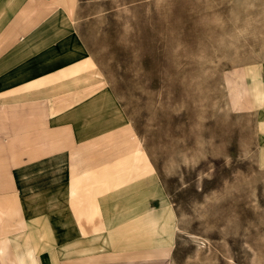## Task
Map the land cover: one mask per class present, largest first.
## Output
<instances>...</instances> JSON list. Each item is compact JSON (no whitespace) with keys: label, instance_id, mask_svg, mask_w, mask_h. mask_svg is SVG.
I'll return each mask as SVG.
<instances>
[{"label":"crops","instance_id":"0c3cea01","mask_svg":"<svg viewBox=\"0 0 264 264\" xmlns=\"http://www.w3.org/2000/svg\"><path fill=\"white\" fill-rule=\"evenodd\" d=\"M78 1L0 0V264H176V210ZM239 70L264 177V59Z\"/></svg>","mask_w":264,"mask_h":264},{"label":"rangeland","instance_id":"374dc122","mask_svg":"<svg viewBox=\"0 0 264 264\" xmlns=\"http://www.w3.org/2000/svg\"><path fill=\"white\" fill-rule=\"evenodd\" d=\"M75 25L176 210L175 263L264 264V177L232 101L264 59V0H79Z\"/></svg>","mask_w":264,"mask_h":264},{"label":"bare ground","instance_id":"6f19581e","mask_svg":"<svg viewBox=\"0 0 264 264\" xmlns=\"http://www.w3.org/2000/svg\"><path fill=\"white\" fill-rule=\"evenodd\" d=\"M199 244V243H198ZM203 246V245H202Z\"/></svg>","mask_w":264,"mask_h":264}]
</instances>
